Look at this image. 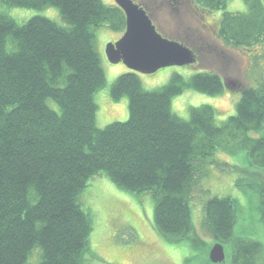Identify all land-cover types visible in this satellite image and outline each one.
Returning <instances> with one entry per match:
<instances>
[{"label":"trees","instance_id":"trees-1","mask_svg":"<svg viewBox=\"0 0 264 264\" xmlns=\"http://www.w3.org/2000/svg\"><path fill=\"white\" fill-rule=\"evenodd\" d=\"M227 1L197 3L215 11ZM243 1L247 15H225L222 22L221 36L234 47L264 40L262 5ZM3 7H54L67 28L42 17L19 24ZM102 26L123 33L122 11L100 0H0V264H27L35 252L38 264H84L92 256V222L79 199L98 177L130 195H150L155 231L189 239L188 200L198 170L229 141L243 152L249 177L243 186L257 191L264 225V86L245 89L235 116L219 127L210 106L192 110L188 121L170 108L184 90L221 95L215 74L177 77L161 91L145 92L126 73L110 95L127 98L128 120L101 129L94 96L105 76L93 29ZM235 212L230 198H212L203 207V227L217 244L229 245L232 264H257L262 246L233 236Z\"/></svg>","mask_w":264,"mask_h":264},{"label":"rangeland","instance_id":"rangeland-1","mask_svg":"<svg viewBox=\"0 0 264 264\" xmlns=\"http://www.w3.org/2000/svg\"><path fill=\"white\" fill-rule=\"evenodd\" d=\"M100 1L106 7L115 6L112 0ZM134 1L147 4L158 31L165 37L181 41L186 35H183L185 28H189L191 34L197 33L196 22L188 20L183 9H180L179 14H174L165 3L161 4L163 0ZM3 11L19 24L33 17H42L62 28H67L59 11L54 7L39 11L3 7ZM245 11L246 7L242 0H230L225 9L215 12L214 15L219 18L225 12L239 14ZM93 33L95 51L99 55L100 66L105 76L104 87L94 96L97 106L96 125L103 129L111 123H123L128 120L127 98L114 101L110 90L120 76L131 72L122 64H109L105 57L107 44L115 42L120 36L119 33L105 26L93 29ZM220 46L223 45L220 43ZM258 49L259 53L264 55V44L259 45ZM195 52L198 55V51ZM206 55L201 56L199 53L197 66L167 68L150 76L137 73L134 75L138 78L143 91L158 92L177 77L187 82L196 74L210 72L217 75L222 72L223 64L214 60L213 56ZM238 56L240 55H233L235 57L233 60L237 63L232 64L233 70L224 67L223 71L238 78L244 88L263 86L264 58L257 56L251 60ZM238 100L239 96L233 94L210 97L192 90H184L171 99L170 108L174 116L188 121L192 110L210 106L215 112L214 124L221 127L229 118L235 116ZM227 149L231 150V153ZM227 149L215 151V154L206 159L198 170V182L188 200L192 226L189 239L166 238L155 231L154 202L150 195H130L118 189L105 177L91 180L79 199L82 210L92 222L89 237V251L92 256L86 255L84 264H212L209 256L218 244L203 227V207L212 198H230L235 202L236 223L233 236L260 243L262 259L260 258L257 264H264V225L259 220L258 193L251 187L243 186L248 183L249 177L244 171L248 166L243 160V152L238 149L237 142L229 141ZM238 180L243 181L240 187L236 185ZM221 247L224 255L221 264H232L229 245ZM36 254L40 255L39 252L32 253L27 259V264L40 262V257L36 258Z\"/></svg>","mask_w":264,"mask_h":264},{"label":"water","instance_id":"water-1","mask_svg":"<svg viewBox=\"0 0 264 264\" xmlns=\"http://www.w3.org/2000/svg\"><path fill=\"white\" fill-rule=\"evenodd\" d=\"M124 13L126 30L115 43L107 44L105 57L109 64H122L129 71L150 76L167 68H183L195 58L181 44L163 38L152 25L144 10L131 0H112ZM225 88L232 90L226 82ZM236 85L235 81L231 82ZM209 259L213 264L224 260L223 249L216 245Z\"/></svg>","mask_w":264,"mask_h":264},{"label":"flooded vegetation","instance_id":"flooded-vegetation-1","mask_svg":"<svg viewBox=\"0 0 264 264\" xmlns=\"http://www.w3.org/2000/svg\"><path fill=\"white\" fill-rule=\"evenodd\" d=\"M135 4L142 7L149 18L151 19L153 25L155 26L156 30L158 31V27L154 22L153 15H151L147 4L144 2H135ZM228 0L225 3V6L222 9L215 10V11H208L200 7L197 3V0H163L161 4L165 3L168 8L171 9V12L174 14H179L180 9H183V12L186 18L196 22V30L197 33L191 34L189 32V28H185L183 31L184 38L180 41L186 48L190 49L195 56L196 62L194 65H198L199 63V53L201 56H207L209 54L213 56V59L221 62L223 65L221 66L222 72L220 71L217 74L221 84L224 81L228 84V86L232 89L231 91H225V94L230 95H238L239 99L241 98L242 94L244 93L245 89L243 84L239 82L238 78L234 76H230L229 73L224 72L225 68H228L230 71L233 70L232 64H237L235 57L233 55H240L238 57L249 58L253 60L257 58V56L263 57L259 53L258 46L264 44V40L262 42L252 45L251 47H234L231 44L227 43L225 38L221 36V29H222V22L225 15H230V17L237 15H247L248 7L246 6L245 2L243 1L246 11L244 13H222V15L218 18L214 15L215 12L225 9L226 4L229 2ZM156 2V1H155ZM262 8L264 9V0H259ZM155 5V3H152ZM230 22H232L230 18ZM159 32V31H158ZM160 33V32H159ZM178 41V40H175ZM194 43V44H192ZM220 43L223 46H220ZM197 48H196V47ZM217 47V48H216ZM195 51H198V55ZM237 58V57H236ZM225 67V68H224ZM237 67V65H236ZM224 68V69H223ZM206 71V70H204ZM207 72V71H206ZM208 73V72H207ZM210 73V72H209ZM232 81L236 82V85H232Z\"/></svg>","mask_w":264,"mask_h":264}]
</instances>
